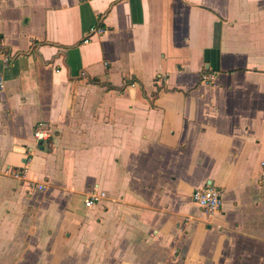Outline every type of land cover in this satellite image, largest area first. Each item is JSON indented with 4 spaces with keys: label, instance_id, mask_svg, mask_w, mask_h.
Listing matches in <instances>:
<instances>
[{
    "label": "crops",
    "instance_id": "1",
    "mask_svg": "<svg viewBox=\"0 0 264 264\" xmlns=\"http://www.w3.org/2000/svg\"><path fill=\"white\" fill-rule=\"evenodd\" d=\"M262 162L264 0H0V264H264Z\"/></svg>",
    "mask_w": 264,
    "mask_h": 264
},
{
    "label": "built area",
    "instance_id": "2",
    "mask_svg": "<svg viewBox=\"0 0 264 264\" xmlns=\"http://www.w3.org/2000/svg\"><path fill=\"white\" fill-rule=\"evenodd\" d=\"M103 32L102 28L93 27L89 31V35L93 36L94 34H100ZM89 36V38H90ZM88 40L86 39L85 42ZM51 136V130L47 125H40L38 130L34 133V138L37 141H46ZM261 179L264 181V162H262V170H261ZM41 188V186H33L31 185V189L33 188ZM192 201L197 204L200 210L208 215L212 216L217 213L221 209L222 198L221 192L215 187L206 186L201 189H196L191 194ZM98 201V196L92 193L89 197H87L84 201L85 207H91Z\"/></svg>",
    "mask_w": 264,
    "mask_h": 264
}]
</instances>
